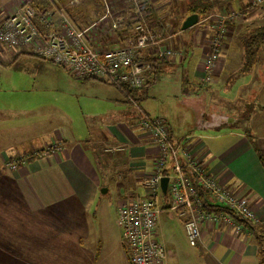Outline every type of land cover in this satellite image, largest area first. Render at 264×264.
<instances>
[{
    "label": "crops",
    "instance_id": "1",
    "mask_svg": "<svg viewBox=\"0 0 264 264\" xmlns=\"http://www.w3.org/2000/svg\"><path fill=\"white\" fill-rule=\"evenodd\" d=\"M217 1L220 9L246 3V0ZM101 2L0 0V23L24 5L30 4L38 12L47 8L52 10L54 19L61 16L71 26L85 29V42L101 51L125 44L130 38L133 26L130 24L147 14L138 11L149 8L154 13L158 3L157 0H140V9L136 12L137 8L126 9L118 1L117 6L114 5V16L119 30L112 34L115 29L111 28L110 19H102L105 7ZM170 5L171 2L164 4L165 8ZM199 28L195 25L182 32L180 47L175 40V46L181 49L176 50L180 55L168 61L155 59L148 84L127 94L97 79L76 80L60 65L25 48H0V57L4 60V64L0 63L4 78L0 91L8 90L9 95H13L4 103L10 105L13 100L14 105L26 106L29 99L35 98L38 106L30 111L24 107L20 112L12 107L0 109V250H3L0 264H129L117 224V208L124 197L127 200L144 194L142 182L155 172L153 159L157 156L150 136L138 126L142 116L164 119L171 142L178 147L184 144V151L191 158L201 160L208 173L222 185L250 198L260 220L259 229L264 228V153L261 149L264 143L260 146L261 137L256 139L255 135L235 129L236 121L228 123V111L214 113L207 103H219L213 97L208 100L207 92L231 88L233 81L236 90L250 87L252 67L242 71L238 68L240 51L233 46L238 44V35L228 33L221 63L215 72L219 79L203 82L201 63L207 52V38ZM185 63L187 69L182 66ZM166 71L181 73V85L175 89L180 95H186L181 103L195 112L184 128L164 116L152 115L155 110L151 105L158 100L153 89L159 74ZM226 77L232 80L220 83ZM191 94L195 98H190ZM129 98L135 100L138 107ZM199 100L203 103L201 108ZM41 109H45L44 115ZM215 116L216 122L209 123ZM25 117L33 118L25 123ZM9 120L16 122L19 129L23 126L25 134L4 123ZM34 120L33 125H26ZM219 129L223 130L222 134L211 132ZM41 130L47 132L48 139H41L44 137ZM50 142L61 144V149L48 156L30 157L16 170L4 164L11 154L41 148ZM122 143L127 147L123 153L105 154L103 151L108 145ZM256 148H259L263 164ZM179 156L184 164V153ZM122 167L124 169L118 172L121 173L119 180L115 171ZM185 173L188 172L185 170ZM111 188L119 198L115 204L108 193ZM163 203L160 199V209L171 216L174 212ZM240 225L241 230L236 232L232 226L222 223L201 224V237L196 247L208 251L207 263L260 264L256 235L264 234L252 233L249 224ZM183 233L187 239L185 231ZM164 246L169 251L170 264H187L177 254L178 244L169 241ZM193 254L195 256V252Z\"/></svg>",
    "mask_w": 264,
    "mask_h": 264
},
{
    "label": "built area",
    "instance_id": "2",
    "mask_svg": "<svg viewBox=\"0 0 264 264\" xmlns=\"http://www.w3.org/2000/svg\"><path fill=\"white\" fill-rule=\"evenodd\" d=\"M110 11L111 0H101ZM261 1V0H252ZM136 0L130 6L138 7ZM222 32L212 42V51L203 60L202 80L211 83L215 60L219 57ZM119 30V28L117 29ZM129 40L120 46L96 51L85 42V29H77L63 17L53 18L50 9L38 12L30 4L22 6L0 23V48H25L63 67L74 79L93 78L112 84L125 94L145 87L151 70V59L170 60L180 55L169 46V36L135 23ZM129 100L138 107L135 100ZM138 126L150 136L155 148V172L145 179L143 195L130 197L117 209V224L129 264H170L169 251L161 244L156 232L160 213V199L167 198L168 206L183 222L188 243L196 246L201 237V224L214 222L241 230L226 214L214 215L203 211L200 192L208 194L209 200L234 212L249 224L260 223L250 198L242 196L222 185L209 174L201 160L191 158L184 148H177L169 137L168 125L157 117H140ZM126 145V144H125ZM124 144L107 147V151L127 148ZM61 144L50 142L41 148L17 152L8 156L4 164L10 170L25 165L30 157L48 156L58 152ZM184 153L185 163L179 154ZM185 170L188 172L185 173ZM168 177L167 193L163 196L160 182Z\"/></svg>",
    "mask_w": 264,
    "mask_h": 264
},
{
    "label": "rangeland",
    "instance_id": "3",
    "mask_svg": "<svg viewBox=\"0 0 264 264\" xmlns=\"http://www.w3.org/2000/svg\"><path fill=\"white\" fill-rule=\"evenodd\" d=\"M120 1L121 4H123L124 8L126 9H132V6L130 4H134L135 0H111L109 3L110 11L107 14V19H110V25L111 28H114L115 31H113L112 34L116 33L119 28V23L115 21L114 13L116 10H114L115 6H117V2ZM140 0H136L138 3ZM156 7L154 10L155 17L159 18L158 20V26L161 27L165 32L164 34L166 36H169L170 46L174 50H181L177 48L181 46L183 40L181 33L188 30L189 28L182 30L181 24L184 21V19L193 13H189L188 11L190 9L197 8L198 11L200 10V13H195L198 15V22L195 24L199 28V25L201 26L199 30L201 32H205L206 38H207V52L204 56V59L207 57V55L212 51V42L214 39L218 36L217 34L220 33V30L222 32V29L224 30L223 36H222V43L219 45V57L214 62V67L212 71V80L217 81L219 79L215 72L218 70V66L221 63L220 57L222 53V49L225 45V39L226 34L228 33H237L238 37H236L238 44H233L234 47H237L240 51V61L238 62V68H241L242 70H246L245 66V56L243 48L240 44L244 45L245 40L249 38V36L256 35L257 30L259 27L264 26V0H261L259 2L252 1V0H246V3L240 7H228L220 9L217 5V0H157ZM166 2H171L170 8H165L164 4ZM103 7L104 4L101 2ZM139 4V3H138ZM115 5V6H114ZM140 5V4H139ZM138 5V6H139ZM167 6V5H166ZM231 8V9H230ZM104 12L102 15L104 16L106 13V9H103ZM130 12L129 10L127 11ZM126 12V13H127ZM244 19H246L244 21ZM143 23V22H138ZM161 23V24H160ZM145 24V23H143ZM233 26H232V25ZM193 25V26H195ZM232 28H231V26ZM236 26V27H235ZM156 29V28H155ZM133 30H131V33ZM243 36L244 40L241 39ZM235 37H232L235 38ZM175 40L177 41V45L175 46ZM187 44V43H186ZM188 47V46H187ZM251 49L256 48V44H252L250 46ZM258 52L257 59L252 60L250 67L251 68V85L250 87H246L245 89L236 90L235 88V81L232 82L231 88H224V89H215L210 90L208 93L209 98H216V101H219V103H210L207 102L209 105H211L210 111L214 113H224L229 112L230 117L228 119V123H233L236 121V124H234L235 129H240L242 131H245L249 135H255L256 139L258 137H261V141H259V144L261 146L262 143H264V44L260 43L256 49ZM2 61H4L0 57V63L4 64ZM237 62V59L233 62L235 64ZM203 61L201 63V74L202 78L204 76V69H203ZM187 69V63L182 65ZM181 66V67H182ZM3 70L0 69V85L4 86V78H2ZM236 74V73H234ZM181 73H169V72H162L159 74L155 88L153 91L157 95L156 101L152 103L151 107L155 110L152 115H161L166 117L168 120L176 122V125H181L182 128L185 127V122L194 116V109L192 107H188L181 103V100L183 96L186 97V95H180V92H178L177 88L178 84L181 85L179 82L181 80ZM201 78V80H202ZM232 78L223 79L220 83L230 82ZM203 81V80H202ZM204 82V81H203ZM261 85V86H260ZM217 86V85H215ZM5 89V88H4ZM219 92V95H218ZM169 94V96H167ZM10 92L7 91H0V109L4 107H12L13 110H16L18 112L22 111V108L26 107L27 110H34L38 106L35 104L36 99H29L26 106L23 105H14V101L12 100V104L7 105L4 102L11 100L13 98V95H9ZM213 94V96L211 95ZM192 96H189L190 98L193 97L194 94H191ZM40 100H43L44 98H39ZM227 101V102H226ZM230 101V103H228ZM52 104V103H51ZM203 105L202 100H199V108ZM49 108H52V105H50ZM43 111L45 109H41V115L43 114ZM38 114H36L37 117ZM40 115V116H41ZM39 116V117H40ZM33 117H25L23 120L27 123L30 121V119ZM225 119V121L227 120ZM37 120V119H36ZM30 122L26 125H33L35 121ZM217 117L211 118L209 120V123L216 122ZM22 122V121H21ZM8 126H15L14 128H17L18 130H21L23 134V126H21L19 129V125L14 122L13 120L5 121ZM46 126H48V121L45 122ZM20 125H22L20 123ZM260 126L259 129H257ZM30 128L28 129L27 133L29 132ZM214 135L216 134H222L223 130L219 129V131L212 130L211 131ZM40 133L44 137L41 139H48L46 138V131L41 130ZM1 134V133H0ZM253 137V136H252ZM184 141H186V137L184 136ZM259 140V139H258ZM194 143V142H193ZM123 144V143H122ZM184 145V144H183ZM178 147L177 148H185L186 147ZM116 145H108L107 147H113ZM105 147V146H104ZM107 147L103 148V151L105 154L108 153H123V150L118 151L116 149H113L111 151H107ZM259 151V148H256ZM262 152L264 153V148H261ZM260 152V151H259ZM155 160V159H153ZM205 165V164H204ZM124 169V167L119 168L115 171V177L117 179H121V173H118L119 170ZM145 180L142 182L144 185ZM141 185V184H140ZM109 196L112 198V202L115 204L116 201L119 199L117 196L116 191L114 192L113 188L110 189L108 192ZM126 201V197H124L123 203ZM250 201H252L250 199ZM121 205V204H120ZM119 205V206H120ZM118 209V208H117ZM168 212L164 209H160V213L158 216V223H157V233L160 237L161 244L168 245L169 241H173L176 244H178L177 254L181 256V258L187 263H199V264H210L206 262V257H210L207 250L199 249L196 246H191L187 239L184 237V231H183V222L182 220L175 214L171 213V216H168ZM221 224V223H220ZM223 225V224H222ZM261 241V246L259 247V250L262 252L261 259L263 260L261 264H264V237L259 236ZM13 252H16L13 250ZM195 252V256L193 253ZM3 250H0V256H2Z\"/></svg>",
    "mask_w": 264,
    "mask_h": 264
},
{
    "label": "trees",
    "instance_id": "4",
    "mask_svg": "<svg viewBox=\"0 0 264 264\" xmlns=\"http://www.w3.org/2000/svg\"><path fill=\"white\" fill-rule=\"evenodd\" d=\"M141 8H142V6H141ZM138 9H140V5L137 7L136 12L138 11ZM132 10H134V7H132ZM150 10L151 9H149V8H145V10H143V11H142V9L139 10L138 13L146 11L147 14L145 16L143 15L142 17H139L138 19H136L135 22H132L130 24V26L133 25V23L135 24L137 22H144L149 28H154V29L156 28L155 30L162 32V30L158 26V20L155 17V13H152ZM188 12L198 14V13H200V10L198 11V9L195 8V9H190ZM143 20H145V21H143ZM130 26H129V30H130ZM129 30H127L126 32H128ZM257 31L258 32L256 35L249 36V38H247V40H245L244 45H242V43L240 42V44L243 48V51H244V56H245L244 61H245L246 67L250 66L252 60L257 59L258 52L256 51V49H257L258 45L260 43L264 44V26L259 27ZM241 39L244 40L243 36ZM254 43L256 44V48L251 49L250 46ZM155 59L156 58L151 59V68H152V66H154L153 62L155 61ZM147 81H148V79H147ZM147 84H148V82H147ZM256 153L258 154L259 160L263 164V158L261 156V153L257 149H256ZM200 197L202 199V203H203L202 207H203V211L205 213L214 214V215L226 214V215H229L230 217H232L237 223L245 224V225L249 224L246 220L242 219L240 216H238L234 212L229 211L226 208L220 206L219 204H216V203L210 201L208 194L200 192ZM161 200L164 202L163 204H167V207L169 208L167 198L162 197ZM164 207H166V206H164ZM249 225H250V231H252V233H254V232L258 233V231H260L264 234V228L259 229L260 223L255 224V225H252V224H249ZM258 238H259V236L256 235L257 244L260 247L261 241ZM261 254H262V252L259 250V256H261ZM262 261L263 260L261 259L260 264Z\"/></svg>",
    "mask_w": 264,
    "mask_h": 264
},
{
    "label": "water",
    "instance_id": "5",
    "mask_svg": "<svg viewBox=\"0 0 264 264\" xmlns=\"http://www.w3.org/2000/svg\"><path fill=\"white\" fill-rule=\"evenodd\" d=\"M198 22V15L193 13L188 15L184 21L181 24V29L185 30L193 25H195ZM167 182H168V177H162L161 182H160V187L163 196H166L167 193Z\"/></svg>",
    "mask_w": 264,
    "mask_h": 264
}]
</instances>
